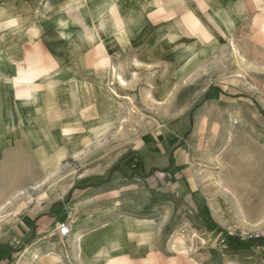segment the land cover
Segmentation results:
<instances>
[{
  "label": "crops",
  "instance_id": "1",
  "mask_svg": "<svg viewBox=\"0 0 264 264\" xmlns=\"http://www.w3.org/2000/svg\"><path fill=\"white\" fill-rule=\"evenodd\" d=\"M0 23V38L32 39L21 45L31 46L25 63L0 57V128L18 127L24 117L29 133H68L69 150L75 139L117 127V100L104 89L103 71L156 65L164 71L154 80L158 97L219 40L236 39L239 55L252 54L255 64L264 54V0H0ZM65 49L73 56L65 58ZM90 54L108 60L91 63ZM179 127L140 132L101 185L71 188L58 209L43 205L22 216L13 236H3L20 251L0 248V264H204L166 235L175 212L203 208ZM54 141L46 164L63 154ZM61 223L68 235L47 239ZM257 251L247 262L227 264H264V247Z\"/></svg>",
  "mask_w": 264,
  "mask_h": 264
},
{
  "label": "rangeland",
  "instance_id": "2",
  "mask_svg": "<svg viewBox=\"0 0 264 264\" xmlns=\"http://www.w3.org/2000/svg\"><path fill=\"white\" fill-rule=\"evenodd\" d=\"M30 40L0 38V57L25 63L31 46L21 45ZM237 45L236 39L219 40L213 53L183 70L158 97L154 80L164 71H157L156 65L103 71L104 89L117 100V127L97 138L75 139L70 150L68 133H29L30 120L24 117L18 127L0 128V248L17 254L20 250L3 236H13V226L22 216L43 205L58 209L71 188L101 185L120 167L140 132L178 123V137L183 144L188 141L192 151L203 208L197 213L175 212L167 237L180 240L204 264L247 262L257 255L258 248H241L245 239L264 235V54L255 64L252 54L244 59L239 55ZM252 45L246 38V49ZM66 50L65 58L73 56ZM89 57L91 63L108 60L97 54ZM72 97L76 100L73 93ZM15 129L22 132L13 133ZM52 137L63 154L46 164ZM233 234L244 238L235 242Z\"/></svg>",
  "mask_w": 264,
  "mask_h": 264
},
{
  "label": "built area",
  "instance_id": "3",
  "mask_svg": "<svg viewBox=\"0 0 264 264\" xmlns=\"http://www.w3.org/2000/svg\"><path fill=\"white\" fill-rule=\"evenodd\" d=\"M69 233V228L67 226L66 223H61L59 225H57L56 227L52 228L51 230H49L47 233H46V238L47 239H50V240H56V239H63L65 238ZM230 238H238V239H243L244 237L243 236H239V235H230ZM252 238V237H250ZM254 238H261L264 240V235H260V236H256ZM246 240V239H245ZM264 247V245H263Z\"/></svg>",
  "mask_w": 264,
  "mask_h": 264
},
{
  "label": "trees",
  "instance_id": "4",
  "mask_svg": "<svg viewBox=\"0 0 264 264\" xmlns=\"http://www.w3.org/2000/svg\"><path fill=\"white\" fill-rule=\"evenodd\" d=\"M89 187H92V185H88L86 188H89ZM233 241L237 242L239 241L238 238H231ZM264 245V240L261 239V238H249V239H246L244 242H243V248L241 249H249L251 247H255V248H261L263 247Z\"/></svg>",
  "mask_w": 264,
  "mask_h": 264
},
{
  "label": "water",
  "instance_id": "5",
  "mask_svg": "<svg viewBox=\"0 0 264 264\" xmlns=\"http://www.w3.org/2000/svg\"><path fill=\"white\" fill-rule=\"evenodd\" d=\"M191 121V120H190ZM189 134V132H187L185 135H184V139L187 137V135ZM183 144V141L180 142V145Z\"/></svg>",
  "mask_w": 264,
  "mask_h": 264
},
{
  "label": "bare ground",
  "instance_id": "6",
  "mask_svg": "<svg viewBox=\"0 0 264 264\" xmlns=\"http://www.w3.org/2000/svg\"><path fill=\"white\" fill-rule=\"evenodd\" d=\"M119 84L125 85V83L119 78Z\"/></svg>",
  "mask_w": 264,
  "mask_h": 264
}]
</instances>
